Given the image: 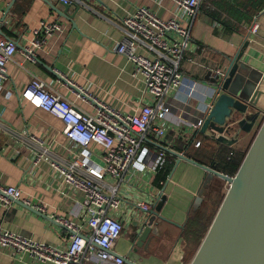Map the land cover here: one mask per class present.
I'll return each instance as SVG.
<instances>
[{
	"label": "crops",
	"instance_id": "1",
	"mask_svg": "<svg viewBox=\"0 0 264 264\" xmlns=\"http://www.w3.org/2000/svg\"><path fill=\"white\" fill-rule=\"evenodd\" d=\"M76 2L71 0L72 6L64 16L61 0H15L14 3L0 0L2 34L13 40L19 51L7 65L8 80L0 92V185L21 191V203L12 201L9 207L0 206V229L58 249L70 242V232L59 220L81 225L87 231L83 213L76 216L84 193L65 183L47 160L34 166L32 147L28 146L25 135L41 139L44 147L66 161L88 157L104 167V152L99 146L75 147L64 135L62 121L21 100V91L36 78L45 83L47 91L62 95L87 113L93 114L95 109L78 98L76 87L111 109L124 114L138 113L144 104L151 102V97L143 82L133 77L132 64L115 51L126 36L122 20L141 7L150 9L164 21L175 18L172 0H83L79 11ZM254 18L258 23L257 34L248 32ZM42 22L59 23L61 30L34 51L36 60L31 61L22 51L32 48L34 32ZM180 22L182 27L190 29L193 52L188 55L196 62L185 60L182 73L204 85L200 91L208 96L188 99L186 91L169 92L166 99L174 105V122L180 125L159 118L152 122L153 129L143 145L155 154L166 153L164 162L171 164L172 169L165 179L161 177V167L148 168L143 174L130 170L122 182L105 179L118 187L123 200L117 215L124 222L125 232L117 243L116 254L137 264H189L196 250V242L190 237V224L199 208H196L197 197L207 173L185 159L211 167L213 155L221 146L231 154L236 152L231 146L197 132L190 124L210 104L212 89L204 84L207 75L222 69L248 42L243 61L261 72L264 80V0H203L193 23L187 16ZM9 93L13 94L9 96ZM261 107L264 112V98ZM157 129H164L165 134L157 136ZM198 141L203 143L200 148H196ZM223 186L227 189L228 183L223 181ZM158 194L166 202L156 216L155 234L148 244L133 253V224L140 214L135 205L151 201ZM29 206L50 219L40 217ZM0 264L50 263L0 248Z\"/></svg>",
	"mask_w": 264,
	"mask_h": 264
},
{
	"label": "built area",
	"instance_id": "2",
	"mask_svg": "<svg viewBox=\"0 0 264 264\" xmlns=\"http://www.w3.org/2000/svg\"><path fill=\"white\" fill-rule=\"evenodd\" d=\"M69 5L71 0H61ZM174 19L164 21L148 8H137L122 20L125 38L117 45L115 51L125 56L133 66V77L140 79L148 95L149 104H144L140 112L124 114L111 109L92 97L81 88H74L78 98L89 103L95 113L90 114L67 101L62 95L46 90L41 80L33 79L21 91V100L37 110H44L63 123L64 135L75 146L89 149L99 146L104 152V167L90 158H75L66 161L57 157L43 145V141L34 136L25 135L27 144L32 147L33 165L38 166L47 160L52 169L62 180L76 191L84 193L79 213L87 219V231L84 227L68 220H59L70 232V242L65 248L58 249L46 243H39L18 233L0 229V248L11 249L16 255H28L33 260L50 264H124V257L116 254V246L124 230V222L117 215L123 200L118 187L107 183L109 177L119 182L124 181L130 170L143 174L148 168L156 170L162 167L165 152L155 154L143 145L150 133L152 122L159 118L165 122H174L175 107L166 99L169 92L186 91L188 99L200 96L201 83L188 79L182 73V63L186 60L196 64L188 54L192 34L190 29L182 27L181 19L188 17L193 23L203 0H172ZM61 25L42 22L35 30L32 48H26L22 54L31 61L36 60L35 50L45 46L48 39ZM258 23L254 18L248 32L257 34ZM16 43L4 37L0 32V92L8 80L7 65L15 60L18 53ZM223 75V70L215 71ZM69 87H73L68 82ZM13 93H9V96ZM211 100L215 97L212 90ZM211 106H207L200 118L190 123L197 131L203 127L204 118ZM157 136L165 134L164 129H157ZM202 143L197 142L196 148ZM153 196L147 202H138L135 207L141 213H149L154 208L157 198ZM21 199L17 187L0 185V206L9 207L12 201Z\"/></svg>",
	"mask_w": 264,
	"mask_h": 264
},
{
	"label": "water",
	"instance_id": "3",
	"mask_svg": "<svg viewBox=\"0 0 264 264\" xmlns=\"http://www.w3.org/2000/svg\"><path fill=\"white\" fill-rule=\"evenodd\" d=\"M82 1L78 0L75 4L78 11L82 8ZM62 5V15L65 16L72 5ZM53 9L59 11L56 7ZM248 45L245 42L227 60V64L222 67L224 76L211 72L204 81L215 92V97L210 101L211 108L204 118L203 127L197 132L207 134L223 145H235L243 135L251 134L260 116L264 114L261 107L264 98L262 73L253 70L243 61ZM185 160L193 162L207 173L197 197L196 208L202 203L213 178L228 183L225 199L190 264H264V117L234 176L224 175L215 167H205L190 159ZM165 202L166 198L161 196L157 198L151 212L136 215L133 224V253L151 241L155 234L153 225L156 216ZM29 208L40 217L50 219L31 206ZM124 264L137 263L124 258Z\"/></svg>",
	"mask_w": 264,
	"mask_h": 264
},
{
	"label": "trees",
	"instance_id": "4",
	"mask_svg": "<svg viewBox=\"0 0 264 264\" xmlns=\"http://www.w3.org/2000/svg\"><path fill=\"white\" fill-rule=\"evenodd\" d=\"M244 157L245 152H232L231 154L230 151L225 150V148L221 146L220 149L217 150L213 155L212 159L214 165L211 167H215L218 172L224 175L234 176L241 167ZM160 169L161 177L165 179L166 175L170 173L172 165L167 164L166 162ZM224 192L226 194L227 189L224 190L223 181L213 178V181L203 196L202 203L197 209V213L194 216L195 218L190 224V237H192L196 242V250L193 253L194 255L191 257L189 264L197 254V250L206 238L208 229L214 221L216 217L215 215L225 199Z\"/></svg>",
	"mask_w": 264,
	"mask_h": 264
},
{
	"label": "rangeland",
	"instance_id": "5",
	"mask_svg": "<svg viewBox=\"0 0 264 264\" xmlns=\"http://www.w3.org/2000/svg\"><path fill=\"white\" fill-rule=\"evenodd\" d=\"M211 73V72H210ZM261 87H263L262 89H264V81L262 82V85H261ZM263 117H264V114H262L261 116H260V119H259V121L257 122L258 124H257V126H256V128H255V130L251 133V134H249V135H243L241 138H239V143H237V144H235V145H232L231 146V148H232V150H234V151H241V152H245L248 148H249V146L251 145V143H252V140H253V138L255 137V135H256V133H257V131H258V129H259V127H260V124H261V121L263 120ZM205 191H203L202 192V194L204 193ZM224 195H225V192H224ZM200 201H198V203H199ZM200 204V203H199ZM124 232H125V229L123 230V234H124ZM172 264V263H171Z\"/></svg>",
	"mask_w": 264,
	"mask_h": 264
}]
</instances>
